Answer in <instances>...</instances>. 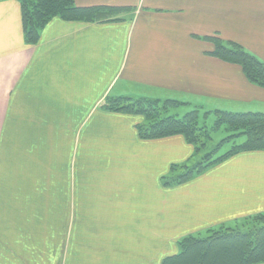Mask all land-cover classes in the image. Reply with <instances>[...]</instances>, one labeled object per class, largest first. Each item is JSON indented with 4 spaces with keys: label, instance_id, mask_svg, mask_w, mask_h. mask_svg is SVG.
<instances>
[{
    "label": "crops",
    "instance_id": "0c3cea01",
    "mask_svg": "<svg viewBox=\"0 0 264 264\" xmlns=\"http://www.w3.org/2000/svg\"><path fill=\"white\" fill-rule=\"evenodd\" d=\"M74 4L117 11L53 17L28 44L18 1L0 0V264H161L184 236L264 214V150L164 185L194 146L180 134L142 139L141 115L105 108L125 96L264 113V88L207 39L264 62V0ZM75 237L87 260L69 254Z\"/></svg>",
    "mask_w": 264,
    "mask_h": 264
},
{
    "label": "trees",
    "instance_id": "16d2710c",
    "mask_svg": "<svg viewBox=\"0 0 264 264\" xmlns=\"http://www.w3.org/2000/svg\"><path fill=\"white\" fill-rule=\"evenodd\" d=\"M20 6L22 33L28 44L38 40L41 28L53 17L64 20L98 21L112 18L117 8L110 7H77L74 0H17ZM214 43L212 54L216 57L240 66L244 76L250 82L264 88V62L241 46L222 42L218 38L207 37ZM183 104L175 99L131 98L117 96L109 98L105 108L122 113L142 116L137 124V131L142 139L162 138L180 134L194 146L195 153H200L206 142H200L197 109L186 112L182 117L161 116L160 109ZM217 116V124H228L229 129L236 131L222 139L218 146L203 153L199 161L186 167L175 178H166L164 185L182 183L201 173L207 167L220 162L228 156L250 150H264V113L231 112L212 110ZM243 137V142L233 144L225 152L214 157L215 151L228 140ZM176 168L172 166L171 169ZM182 167V166H180ZM259 218L260 226L248 231L225 229L210 232L206 237L188 235L179 241L178 253L165 257L161 264H256L264 262V214L250 217Z\"/></svg>",
    "mask_w": 264,
    "mask_h": 264
},
{
    "label": "rangeland",
    "instance_id": "374dc122",
    "mask_svg": "<svg viewBox=\"0 0 264 264\" xmlns=\"http://www.w3.org/2000/svg\"><path fill=\"white\" fill-rule=\"evenodd\" d=\"M164 100V99H161ZM197 109V113H198V119L196 122L197 128H198V133L197 135L199 136V140L197 145H199L200 142H206V147H204L201 151H199L200 153H195L186 163L182 164V165H177L176 166V170L174 171V173L177 171V174L182 173L184 170H186V167H191L192 165H194L197 161H199L200 156L207 152L210 149L215 148L216 146H218V144L220 143V141H222V139H225L226 136L232 134V133H237L236 131H232L229 129V125L228 124H217L216 125V121H217V116L216 114H213L212 110H208V109H198V108H194L189 104H180L178 106H170L168 108H164V109H160V115L161 116H167V115H171V116H175V117H182L186 112L191 111V110H195ZM264 110V106L261 105V108ZM243 142V137H237L234 140H228L225 143H223L222 145H219V148L217 149V152L215 151L214 153V157H216L217 155L225 152L227 149H229L233 144H239ZM182 166V167H180ZM178 169V170H177ZM19 175V179L16 180H20L22 181L24 179V172H20L17 173ZM177 174H175V176H177ZM254 219V218H253ZM251 218L245 219L243 221L238 222L236 225L230 227H220V228H216V229H210L207 231V235L210 234V232L213 231H224L225 229H233V230H240V231H248L250 229H253L255 226H260L261 225V221L259 220V218H255V220H253ZM204 235V236H203ZM200 236V234L198 235ZM203 237H206L205 234H202ZM185 237V236H184ZM201 237V238H203ZM82 237H75V239H77L76 241H78V247L76 245H72L70 244L69 247V254H79L80 260H87V257L85 255H87V241H81ZM70 239L72 240V237L70 236ZM69 243L70 240L68 239ZM83 242V243H82ZM72 243V242H71ZM79 252H76V251ZM167 257V256H166ZM165 258V257H164ZM162 258V260L164 259ZM161 260V261H162Z\"/></svg>",
    "mask_w": 264,
    "mask_h": 264
}]
</instances>
